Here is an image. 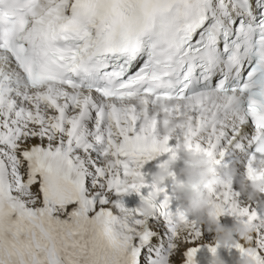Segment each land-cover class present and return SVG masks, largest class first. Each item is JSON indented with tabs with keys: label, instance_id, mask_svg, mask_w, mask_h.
<instances>
[{
	"label": "snow or ice",
	"instance_id": "obj_1",
	"mask_svg": "<svg viewBox=\"0 0 264 264\" xmlns=\"http://www.w3.org/2000/svg\"><path fill=\"white\" fill-rule=\"evenodd\" d=\"M138 98L188 123L145 127ZM182 153L212 162L215 219L253 229L210 245L212 264H264V202L218 172L244 159L251 180L264 156V0H0V264H196L184 181L142 171Z\"/></svg>",
	"mask_w": 264,
	"mask_h": 264
},
{
	"label": "clouds",
	"instance_id": "obj_2",
	"mask_svg": "<svg viewBox=\"0 0 264 264\" xmlns=\"http://www.w3.org/2000/svg\"><path fill=\"white\" fill-rule=\"evenodd\" d=\"M134 103L143 117L145 127L157 116L162 117V131L165 135H171L177 128L188 123L186 118L177 119L173 116L172 109L175 104L171 102L159 101L151 109L143 98L136 99ZM181 151L183 152V148ZM184 159L185 167L180 169V175L185 178L184 186L178 188L176 192L177 198L185 205L184 212L195 217L202 224L210 225L214 230L216 242L221 245L233 242L235 236L244 240L250 239L253 232L250 225L237 223L234 227L226 229L211 214L212 187L219 183L212 162L195 153H184ZM251 164L253 165L251 180L241 173L238 167L226 170L224 178L237 183L241 195L246 194L252 198H259L264 195V156L252 157ZM175 165L176 161L170 160L165 167L158 169L154 174L156 181L158 183L165 181L168 178L169 169ZM206 183L209 184L208 190L201 191V186ZM142 210L145 214H150L151 211L147 205L143 206ZM216 264H222V261L217 260ZM242 264H251V262L245 260Z\"/></svg>",
	"mask_w": 264,
	"mask_h": 264
}]
</instances>
